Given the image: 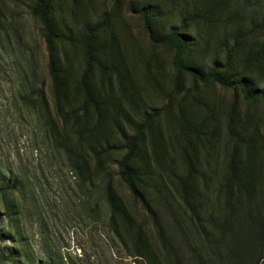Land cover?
<instances>
[{"label":"trees","instance_id":"obj_1","mask_svg":"<svg viewBox=\"0 0 264 264\" xmlns=\"http://www.w3.org/2000/svg\"><path fill=\"white\" fill-rule=\"evenodd\" d=\"M54 5L35 0L31 8L48 49L47 77H38L33 57L17 77V102L37 117L50 167L68 168L85 203L104 204L105 224L136 264H264V107L241 108L264 104V0H131L151 41L173 52L171 90L184 98L180 114L168 116L169 141L164 108L138 102L132 54L115 33L100 38L111 19L75 30L54 17ZM76 41L85 51L81 73L57 47ZM159 76H150L156 86ZM201 85L236 92L227 105L194 92ZM38 183L0 158V241L19 264H56L37 260L22 223L44 204Z\"/></svg>","mask_w":264,"mask_h":264},{"label":"rangeland","instance_id":"obj_2","mask_svg":"<svg viewBox=\"0 0 264 264\" xmlns=\"http://www.w3.org/2000/svg\"><path fill=\"white\" fill-rule=\"evenodd\" d=\"M34 2L0 0V158L38 175L39 195L44 203L38 210L33 209L23 216L25 233L38 254L37 260L39 256H48L56 264H136L123 242L105 224L108 214L104 204L101 202L96 206L95 199L91 198L85 203L79 198L75 176L68 168L62 164L50 167L51 157L47 156L50 150L44 147L43 131L37 117L22 108L21 101L17 102V77L23 66L29 68L30 58H34L32 66L38 69V77H47L49 54L41 24L32 14ZM53 15L56 19H66L75 30L88 22L95 24L102 19H111L100 38H109L113 32L116 40L127 47L125 51L132 54L142 91L138 102L148 109L164 108L161 126L169 141L171 124H167L168 116L180 114V100L184 98L183 92L171 90L175 76L170 65L173 52L151 41L141 15L131 11V0H55ZM57 47L60 53L66 51L72 66L81 73L86 67L84 47L77 41L60 42ZM147 61H151V74L146 68ZM95 66L92 80L98 81L100 68ZM158 72H162L163 77H157L162 82L156 86L150 76ZM46 80L48 83V78ZM186 86L187 90L193 89L191 78H187ZM194 92L224 100L228 105L236 90L201 85ZM49 100L51 103L50 93ZM242 102L243 109L251 106L260 111L264 107L262 100L249 105ZM172 146L170 144L169 148ZM119 186L133 212L139 214L140 206L135 204L126 187ZM6 248L7 242L0 241V264H19L7 256Z\"/></svg>","mask_w":264,"mask_h":264}]
</instances>
